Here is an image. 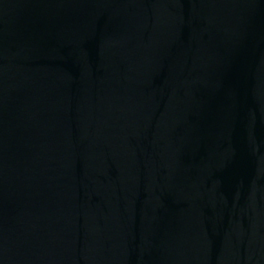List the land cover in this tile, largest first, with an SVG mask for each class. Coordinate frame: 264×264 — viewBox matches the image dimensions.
Wrapping results in <instances>:
<instances>
[{
  "label": "water",
  "instance_id": "1",
  "mask_svg": "<svg viewBox=\"0 0 264 264\" xmlns=\"http://www.w3.org/2000/svg\"><path fill=\"white\" fill-rule=\"evenodd\" d=\"M0 264H264V0H0Z\"/></svg>",
  "mask_w": 264,
  "mask_h": 264
}]
</instances>
